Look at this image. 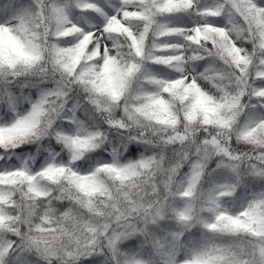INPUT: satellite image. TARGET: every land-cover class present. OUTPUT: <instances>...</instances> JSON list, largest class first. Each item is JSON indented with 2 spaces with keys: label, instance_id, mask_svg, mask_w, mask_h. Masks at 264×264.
Returning <instances> with one entry per match:
<instances>
[{
  "label": "clouds",
  "instance_id": "clouds-1",
  "mask_svg": "<svg viewBox=\"0 0 264 264\" xmlns=\"http://www.w3.org/2000/svg\"><path fill=\"white\" fill-rule=\"evenodd\" d=\"M0 264H264V0H0Z\"/></svg>",
  "mask_w": 264,
  "mask_h": 264
}]
</instances>
